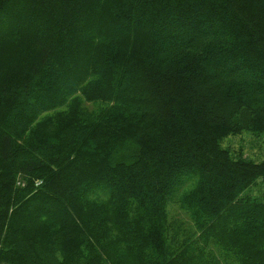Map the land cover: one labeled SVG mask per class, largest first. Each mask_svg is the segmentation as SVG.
<instances>
[{
    "label": "trees",
    "instance_id": "obj_1",
    "mask_svg": "<svg viewBox=\"0 0 264 264\" xmlns=\"http://www.w3.org/2000/svg\"><path fill=\"white\" fill-rule=\"evenodd\" d=\"M1 17L26 54H0V263L264 264V200L240 195L264 165L219 145L242 107L264 132V0H0ZM78 96L116 111L82 118ZM185 178L179 244L165 208Z\"/></svg>",
    "mask_w": 264,
    "mask_h": 264
},
{
    "label": "rangeland",
    "instance_id": "obj_2",
    "mask_svg": "<svg viewBox=\"0 0 264 264\" xmlns=\"http://www.w3.org/2000/svg\"><path fill=\"white\" fill-rule=\"evenodd\" d=\"M14 21L18 22L16 17L14 18ZM6 23H8V21L1 17V24L4 25V27L0 30V54L7 59L13 58V60L19 62L20 64L22 56H25L26 54L25 41L21 38L18 39V36L16 35H13L12 42H6V40H2L1 37H3L8 30H11V33L16 31L14 28L7 27L8 24ZM23 24L25 23L23 22ZM22 26L15 27L20 28ZM7 28L9 29L7 30ZM78 98L80 101L82 118L88 119L90 121H96L97 118L98 121L101 120L104 117L106 111H116L115 105L113 106L112 103L85 101L81 96H78ZM53 113L54 111H51L41 115L39 117V122L52 117L54 115ZM125 113L127 112L125 111ZM250 121V111L246 107L240 108L234 119L233 132L222 138L219 142V145L222 148H225L229 152L230 156L235 157L238 160L251 162L255 166H263L264 132H254L251 128H249ZM259 177H257L253 183L242 190L240 194L241 198H243V196H248L250 198H254L255 201L264 200V179ZM190 187L191 182H189V179L185 178L183 182L177 187L176 191H174L167 200L165 209L167 231L169 234V236L167 235V238L169 242H180L179 244H186L187 241H181V239L188 237L189 235H194V229L196 228L187 212L181 208L179 202V199L182 195L185 193L188 194L187 192L190 190ZM188 242H190L193 246L200 245L199 241Z\"/></svg>",
    "mask_w": 264,
    "mask_h": 264
}]
</instances>
